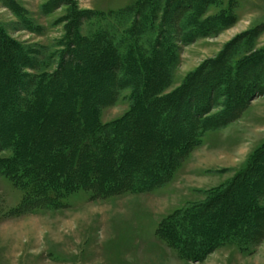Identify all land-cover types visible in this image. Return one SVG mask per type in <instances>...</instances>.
Here are the masks:
<instances>
[{
  "label": "rangeland",
  "instance_id": "374dc122",
  "mask_svg": "<svg viewBox=\"0 0 264 264\" xmlns=\"http://www.w3.org/2000/svg\"><path fill=\"white\" fill-rule=\"evenodd\" d=\"M128 38L137 50L160 54L146 74L162 84L156 97H180L176 123L164 125L178 129L172 143L182 154L173 172L147 191L104 195L85 183L58 204L35 202L1 169L16 154L18 165L44 160L50 174L72 170L54 167L53 150L78 137L74 94L91 92L82 115L102 124L130 108L135 81L123 84L115 59L128 51L135 59ZM221 70L231 82L212 96L221 81L208 78L211 93L200 97L207 106L193 113L203 74ZM156 119L148 112L134 123L129 144L139 170L163 139ZM10 133L26 137L22 155L6 143ZM255 156L258 166L248 172L255 183L231 185ZM228 187L227 198L208 206ZM204 205L200 217L211 231L245 223L244 242H196L185 253L174 235L159 232L174 214ZM0 264H264V0H0Z\"/></svg>",
  "mask_w": 264,
  "mask_h": 264
},
{
  "label": "trees",
  "instance_id": "16d2710c",
  "mask_svg": "<svg viewBox=\"0 0 264 264\" xmlns=\"http://www.w3.org/2000/svg\"><path fill=\"white\" fill-rule=\"evenodd\" d=\"M171 3H173V0H171ZM163 28L164 25L162 24L159 29L161 33L163 32ZM130 38L126 40H128L129 43L131 42L130 44L132 46L130 45L129 48L135 49V59L129 51L124 53L117 52V54L114 53L117 61L116 63H118L119 67L122 69V75L126 78L123 84H131L135 81L136 85V88L132 91V102L126 114L120 119H116L115 121L106 124H102L98 119L91 118L90 116H93L92 114L86 118L82 113L84 105L87 107L90 104L91 98H89V94H91V92H87V96L81 91L82 95L80 92L79 94H74V100L76 102V125L77 127L79 125V130L76 132L78 137L76 139L71 137L68 142L66 140L65 142L61 141L56 144V147L53 150V154H56L57 156L59 155L60 159V162L55 164L54 167H64L65 165L72 170L60 172L58 175H55L54 173L50 174V169L47 171L45 170L46 167H50V163L45 164L46 162L44 160H37L35 162L36 164L20 160L21 164L18 165L17 162L19 163L20 156H17L16 154H14L11 159L12 161L10 160L11 163L9 162L10 164L1 169L6 177L13 179L15 182L21 180L24 189L35 202H40L41 204L47 203L49 206L52 205V203L58 204L63 196L80 189H85L87 185L92 186L94 188L91 187L93 191L101 192L104 195L127 190L147 191L162 185L173 172L176 161L182 154L181 147L172 143L175 139L174 136L177 135L178 129L175 132L172 129L166 131L164 125L165 123L169 125H174V123H176V116L182 108L180 107V97L177 96L176 98V96H173L172 94L162 98L156 97V93L159 92L162 84L159 82L154 83L153 80H148L146 74L147 66L151 69L150 73H152V70H154L153 60H157V57H159L160 54L156 53L153 49L152 51L137 50L136 44H132L133 41H131ZM122 43L123 38H119L113 41L112 46L116 47ZM160 45L161 43H158L156 45L157 48H159ZM237 68H240V65ZM221 73L222 70L219 72L217 71V74H212L211 72L209 75L203 74L204 77H202V80L200 81H205V83L203 82L202 89L198 91L200 94H195V102L197 104L192 106L191 102L189 105V109H191L193 113L201 110L202 107L203 110L207 106L202 103L200 97L203 92L208 93L209 91V93H211V90L209 89L210 84L207 83L208 78L212 79V83L214 79L221 81L216 87L217 90L212 91V96L213 93L220 91L223 84L231 82L228 70L225 72L223 71L222 74ZM193 80H195L194 75L187 80L182 91H185L189 82ZM42 94L49 96V94L46 93V89ZM39 95H41L40 92ZM178 95L180 96L182 93L180 92ZM206 95L207 97L209 96V94ZM160 98L162 99L161 101H163L161 107L155 105L158 104L157 102H160ZM170 105H172V107H170ZM39 106L42 112L43 105L39 104ZM47 109H49V105L45 106L46 111ZM148 112H154L156 114L157 119L154 121L156 125L155 129L156 131L161 132L163 139L160 143L156 144V156L154 158L145 157L146 159H143V164L140 165V171L133 159L134 154L131 144H129V139L132 137L130 136L132 131L135 130L134 123H137L138 120L143 117V114H147ZM132 123L133 125H131ZM148 131L149 130L143 135L150 137ZM67 138H69L68 135ZM24 139L25 140L22 139L23 141H21L17 134L10 133V137L6 139V143H10L15 150L18 149L17 147L19 146V151L22 155L26 150L24 143L27 144L26 137H24ZM256 157L257 156L253 158L249 166L240 171L231 185L239 180L241 184L245 178L248 179L246 182L251 184L255 183V178L250 176L248 172L257 168L258 165L254 162ZM156 164L158 167H156ZM100 168L103 171L101 173L98 172ZM112 168L117 170L120 174L115 176L111 173L110 175V169L112 170ZM77 172H79V177L75 176L73 178ZM99 177H103V187L101 185V189H99V185L101 184ZM86 178L89 180V183L88 181L85 182ZM85 183H87V185ZM230 190L231 188L228 187L226 191L221 192V194H218L209 200L210 203L208 206H212V204L221 200V198H225L227 192ZM247 201H251L253 204L255 202L252 197H249ZM201 209H206L205 205L191 206L182 212L174 214L161 225L159 232L174 235L176 245L181 248V251H185V253H192V250H190L189 247L196 242L200 246H202L207 240H213L212 243L220 245L226 244L228 241L232 240L237 244L244 242L245 238L242 236H244V233L249 230V227H247L245 223L237 222L235 226L234 224H230L227 227L220 228L214 232L211 231L210 225L207 224L205 219L200 217ZM244 209H246V207H244ZM256 209L257 208L249 209L248 212L254 216L255 211L251 210ZM198 217H200L201 220ZM187 248L189 250H187Z\"/></svg>",
  "mask_w": 264,
  "mask_h": 264
}]
</instances>
